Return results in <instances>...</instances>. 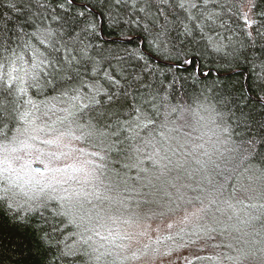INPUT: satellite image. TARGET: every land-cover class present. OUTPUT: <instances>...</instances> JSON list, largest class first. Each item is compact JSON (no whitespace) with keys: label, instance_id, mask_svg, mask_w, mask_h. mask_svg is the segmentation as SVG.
Returning <instances> with one entry per match:
<instances>
[{"label":"snow or ice","instance_id":"snow-or-ice-1","mask_svg":"<svg viewBox=\"0 0 264 264\" xmlns=\"http://www.w3.org/2000/svg\"><path fill=\"white\" fill-rule=\"evenodd\" d=\"M177 80L264 155V0H0V264L142 258L113 254L121 221L60 162L89 125L132 133Z\"/></svg>","mask_w":264,"mask_h":264},{"label":"rangeland","instance_id":"rangeland-1","mask_svg":"<svg viewBox=\"0 0 264 264\" xmlns=\"http://www.w3.org/2000/svg\"><path fill=\"white\" fill-rule=\"evenodd\" d=\"M205 123V120L202 121V126L194 128L190 134L191 149L194 151H182L170 142V136L157 142L159 147L154 155L155 162L152 168H144L141 178L143 184L153 188L146 199L155 203L171 196L169 192L186 189L180 178L184 177L183 167H188L189 159L194 160L203 173L211 166L210 162L214 155L216 158L219 154L225 136ZM87 141L91 146L85 145L82 140L66 139L65 142L73 150L60 163H76L85 169L78 175L76 187L89 192L93 204L102 207L106 215L115 216L121 221L118 228L122 235L128 237L122 241L127 247L124 250L112 249L114 255L131 256L137 252L142 256L139 260H128L127 264H264V246L258 241H248L257 238L253 234V227L249 228L256 218L252 215L254 208L251 206L264 205V182L256 171L241 180L234 203L228 207L215 209V196L211 194L209 207L189 206L159 220L141 218L142 214H146L144 210L131 201V193L129 197L124 195L123 163L116 158V153L110 154L116 150V145L107 135L98 132L93 133ZM164 157L167 164L172 166L168 173L170 180L155 182L153 177L167 166ZM139 175L137 173L136 176ZM97 191L100 200L95 198ZM108 259L112 260L113 257Z\"/></svg>","mask_w":264,"mask_h":264},{"label":"trees","instance_id":"trees-1","mask_svg":"<svg viewBox=\"0 0 264 264\" xmlns=\"http://www.w3.org/2000/svg\"><path fill=\"white\" fill-rule=\"evenodd\" d=\"M175 74L177 76L187 75L182 71ZM183 89L190 90V82L177 80V94H173V98L160 106L158 112L142 113L141 126L136 127L132 133H122L118 140L107 135L116 145V150H112L110 154L116 153V158L121 159L123 163L124 195L129 197L131 193V201L139 204L144 210L146 214H142L141 218L159 220L172 216L189 206L206 207L208 205L209 207L211 194L215 196V209L228 207L230 203H234L237 186L245 176L256 171L264 182V155L259 154L262 150L252 143L233 136L226 121L220 120L210 111L204 109L196 111L194 106L185 99ZM204 120L212 130L218 129L225 136V142L221 144L219 154L216 158L214 155L213 161L210 162L211 166L203 173L202 169L199 170L196 167L194 160L189 159L188 167H183L184 177L180 178L186 189L181 187V191L169 192L171 196L168 195V198L155 203L146 199L145 197H148L149 191L153 188L143 184L141 178L144 168H152V163L155 162L154 155L157 153V146L159 147L157 142L165 136H170L172 137L170 142L174 146L182 151H192L190 134L194 132V128L201 127ZM99 127L101 125L97 126ZM85 130L90 134L86 135L82 141L85 145L91 146L87 143L88 138L90 140L91 135L99 131L91 128L90 125ZM77 134L80 135V132L77 131ZM162 155L165 156L164 152ZM164 160L167 166L153 177L155 182L170 180L168 173L172 170V166L167 164L165 157ZM137 173H140L138 177ZM251 207L254 208L252 215L256 218L253 220V226L249 228L253 227V234L257 238L248 241L250 243L258 241L264 246V205H252Z\"/></svg>","mask_w":264,"mask_h":264}]
</instances>
